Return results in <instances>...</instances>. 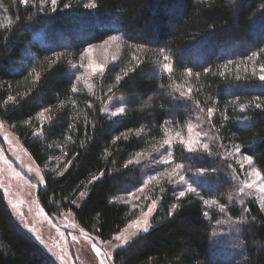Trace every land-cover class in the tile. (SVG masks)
<instances>
[{
    "label": "trees",
    "instance_id": "16d2710c",
    "mask_svg": "<svg viewBox=\"0 0 264 264\" xmlns=\"http://www.w3.org/2000/svg\"><path fill=\"white\" fill-rule=\"evenodd\" d=\"M89 2L0 0V121L42 171L35 187L41 207L72 209L84 230L110 239L133 215L114 196L149 169L137 154L170 130L184 132L198 112L226 157L212 146L209 154L172 145L175 161L199 172L196 192L181 197L161 182L152 225L117 248L113 263L264 264V211L254 199L238 202L230 178L233 147L252 156L264 175V80L242 67L252 61L264 68V0H95V8H86ZM111 34L121 36L119 57L93 76L91 91L82 89L80 54ZM161 50L171 73L156 66ZM117 94L137 98L124 115L111 117L102 107ZM0 264H58L24 230L1 191Z\"/></svg>",
    "mask_w": 264,
    "mask_h": 264
},
{
    "label": "rangeland",
    "instance_id": "374dc122",
    "mask_svg": "<svg viewBox=\"0 0 264 264\" xmlns=\"http://www.w3.org/2000/svg\"><path fill=\"white\" fill-rule=\"evenodd\" d=\"M1 19L2 17L0 15ZM110 36H116L118 40L105 44V41ZM120 37L119 34H111L101 41L93 42L85 46L75 67L77 70L76 82L81 85L80 87L82 89L89 90V86L92 88V78L96 73L100 72H93L91 67L93 64L103 65L105 69L109 64L117 60L121 52L122 42ZM90 48L91 51H89ZM165 62L162 56V58H159L156 66L163 69L162 65ZM242 67L257 78L264 75L262 67L255 66L252 61L247 62ZM181 85L187 87V83L184 80H182ZM136 98L135 96L129 98L128 95L124 94L110 96L104 102L102 110L106 115L111 117L122 116L125 112L119 115H114L113 113L117 112L121 107L125 108L126 111L131 99L134 100ZM207 107L214 108L211 104ZM189 124L194 128L193 133L188 132L187 126ZM178 132L180 133L179 137L176 135ZM195 132H200V140L203 143L209 144L210 148L212 146L213 150L218 152L216 150L217 142L213 128L208 123L205 114L201 115L196 112L188 120L184 132L179 129L170 130L165 138L158 140L150 148L138 153L140 154L137 157L138 160L141 163L148 164L149 169H146L142 173L139 184L114 196L115 200H117V197H122L123 199L118 201L127 203L133 215L110 239H101L97 234L84 230L76 223L72 209L49 213L41 207L35 196V187L37 183L43 182L42 171L34 162L29 152L23 147L17 136L1 121L0 191L13 215L24 230L43 246L58 264H100V261H104V264H114L113 252L117 248L125 245L121 240L116 239V237L124 233L125 236H128L129 242L135 237L130 235L132 232H143L137 228L130 227V225L133 221H139L140 229H142L144 227L143 220L145 219L143 213H148L149 208H152V211L146 217L148 220V229L152 225V215L156 211L160 199L156 191L161 182L169 183L177 195H179L181 190L186 189L188 184L193 188L195 187L194 178L199 176V172L196 170L192 173L191 170L186 168L188 165L185 161L177 162L172 156V145L177 142L180 143L181 139L187 140L189 138H195ZM204 133H208V135L204 136ZM166 138H171V144L161 146ZM183 146L187 150L184 144ZM196 147V151H203L199 145ZM169 152L172 154L171 157H168ZM222 153L223 156L219 152L218 155L220 157H226L225 154L227 152L223 151ZM230 156L232 157L230 178L232 179L234 198L237 197L240 203L247 199H254L262 208V204H264V193L259 191V181H257V186L251 189L245 187L244 183L245 181L250 183L256 179L254 175L250 174L252 173V169L257 170V168L253 165V162L249 165L243 158L248 155L240 151L236 152V147L232 148ZM164 159H168L169 162L164 163ZM229 159L225 160L229 162ZM176 164L182 165V168L175 169ZM181 175L187 181V184L180 180ZM261 176L264 177L262 173ZM149 177H157V179L150 181ZM155 187L156 190H154ZM241 188H244L243 192L240 191ZM138 189H143V191H138ZM82 192L85 196L86 191ZM84 196H79V198H83ZM205 201L210 202L206 204L208 206H216L217 204L211 203L212 201L208 199ZM79 204V200H76L74 203L75 206ZM153 204L155 205L154 207ZM74 237L76 238L75 240L73 239ZM93 241L101 250L99 254L91 247Z\"/></svg>",
    "mask_w": 264,
    "mask_h": 264
},
{
    "label": "snow or ice",
    "instance_id": "6c2138e0",
    "mask_svg": "<svg viewBox=\"0 0 264 264\" xmlns=\"http://www.w3.org/2000/svg\"><path fill=\"white\" fill-rule=\"evenodd\" d=\"M22 2L25 3V4H28V3L34 2V0H22ZM45 2H47V0H45ZM51 4L52 5H56L57 4V0H51ZM64 7L67 8V7H70V5L65 4ZM85 7L86 8H95L96 7L95 0H90V2L85 5ZM7 23L10 25L11 24V21L9 20V21H7ZM0 26H2V25H0ZM117 40H118V37H116V36H110L108 38V40L105 41V44H108L109 42H115ZM89 51H91V48L89 49ZM161 55H163L164 61H167L168 60V56L164 54L163 50H161ZM113 59H115V57H113ZM91 67H92L93 72H95V71L103 72L104 71L103 65L93 64ZM162 67H163V69L165 71H167L169 73L172 72V65L170 63L165 62L162 65ZM262 70H264V68H262ZM188 74L191 75L192 73L189 72ZM260 79L261 80H264V75H261L260 76ZM120 80H121V76L117 75L116 76V81L119 82ZM77 90L78 89H76L75 87H73V89H72L73 92H75ZM89 90L91 91V86H89ZM177 90L180 91V88L178 87ZM190 91H191L190 89L188 90V92L180 91V94L182 96H188L190 94ZM13 99H14V97H9V100H13ZM256 99L259 100L260 98L257 97ZM241 107L243 108L245 106L242 105ZM255 107L256 108H261L262 107V104L261 103H256L255 104ZM48 111H49L48 109H44V112H48ZM201 111H204V109H201ZM214 111L215 110L213 108H208L207 109V116L209 118H211V116L214 114ZM44 112L40 113V117L41 118H44ZM124 112H125V108L121 107V108H119L117 110V112H115L113 114L114 115H119V114H123ZM165 123H167V122H165ZM187 129H188V132L189 133H193L194 132V128H193V126L191 124H189L187 126ZM176 135H177V137H179L180 136V133L178 132V133H176ZM203 135L204 136H207L208 133H204ZM200 136H201V133L200 132H195V138H189L187 140L181 139L180 140V143L181 144H184L187 147V150L189 152L196 151L197 150V147L196 146L199 145V147L202 148L205 152H209V154H211L209 144L203 143L200 140ZM126 138L127 137H125V139ZM117 139H119V137H117ZM171 142H172L171 141V138H166V139H164L163 144L161 146H163V145H170ZM239 151H240V149L239 148H236V152H239ZM139 155L140 154H137V156H139ZM171 155L172 154L169 152L168 153V157H171ZM243 158H244V160L249 165L252 164V162H253V157L252 156H250V155L249 156H244ZM163 162L164 163H168L169 161H168V159H164ZM128 163L130 164V163H132V161L129 160ZM181 168H182V165H180V164H176L175 165V169H181ZM176 174H179V173H176ZM250 175H254L256 177V179L255 180H252L250 183L248 181H245L244 182L245 183V187L251 189L254 186H257V181H259V184H258L259 191L262 192V193H264V177L261 176L260 171H258L256 169H252V173ZM93 179H96V177H93ZM154 179H157V177H149V180L150 181L151 180H154ZM180 180L181 181H184V183L187 184V181L184 180V177L182 175L180 176ZM138 191H143V189H138ZM240 191L243 192L244 191V188H241ZM186 192H192V193H194V192H196V189L193 188L190 184H188L187 185V188L184 189V190H181L180 193H179V195L181 197H183ZM80 195L81 196H84V193L82 192ZM116 199L117 200H122L123 198L122 197H117ZM73 203H75V201H73ZM204 203L205 204H208L210 202L209 201H204ZM211 203H216V202L215 201H212ZM154 206L155 205L153 204V207ZM225 207H226L225 205L220 204L219 205L220 211L221 212L225 211ZM262 209H264V204H262ZM151 211H152V208H149L148 213H143V216L145 217V219L143 220L144 227L142 229H140V222L139 221H133L132 224L130 225V227L137 228V229L142 230V231H148V220H147L146 217L149 215V213ZM205 215H207V213H205ZM137 234H138L137 232H132L130 235L131 236H136ZM73 239L75 240L76 238L74 237ZM116 239L121 240L122 243H124V244H127L128 243V236H125L124 233H121L120 235H118L116 237ZM91 247L96 251L97 254L100 253L101 250L96 246V244H95L94 241L92 242ZM100 264H104V261H100Z\"/></svg>",
    "mask_w": 264,
    "mask_h": 264
}]
</instances>
